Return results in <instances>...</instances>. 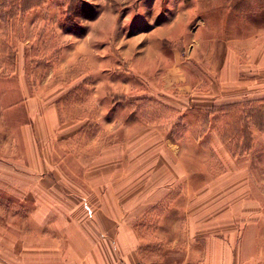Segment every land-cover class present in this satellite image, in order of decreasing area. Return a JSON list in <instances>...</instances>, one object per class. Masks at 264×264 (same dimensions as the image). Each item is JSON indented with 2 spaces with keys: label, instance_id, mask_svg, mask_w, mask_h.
Returning <instances> with one entry per match:
<instances>
[{
  "label": "crops",
  "instance_id": "crops-1",
  "mask_svg": "<svg viewBox=\"0 0 264 264\" xmlns=\"http://www.w3.org/2000/svg\"><path fill=\"white\" fill-rule=\"evenodd\" d=\"M220 8L225 35L203 51L225 61L222 92L202 101V145L216 159H190L182 142H166L150 175L116 174L113 147L82 161L84 174L61 173L70 166L54 159L41 121L57 117L27 94L14 103L31 121L25 155L0 157V198L11 200L8 212L0 207V264H264V100L236 80L252 62L264 66V0Z\"/></svg>",
  "mask_w": 264,
  "mask_h": 264
},
{
  "label": "rangeland",
  "instance_id": "rangeland-1",
  "mask_svg": "<svg viewBox=\"0 0 264 264\" xmlns=\"http://www.w3.org/2000/svg\"><path fill=\"white\" fill-rule=\"evenodd\" d=\"M221 1L0 0V157L25 155L31 121L14 103L29 94L57 117L41 121L54 159L70 166L61 173L84 174L82 161L113 147L116 174L150 175L166 142H182L190 159H216L202 145V101L222 92L225 61L203 51L225 35ZM252 64L236 80L263 101L264 66ZM10 202L0 198V207L8 212Z\"/></svg>",
  "mask_w": 264,
  "mask_h": 264
},
{
  "label": "built area",
  "instance_id": "built-area-1",
  "mask_svg": "<svg viewBox=\"0 0 264 264\" xmlns=\"http://www.w3.org/2000/svg\"><path fill=\"white\" fill-rule=\"evenodd\" d=\"M135 264H146L145 262H143V261H141V260H138V261H136V263Z\"/></svg>",
  "mask_w": 264,
  "mask_h": 264
}]
</instances>
